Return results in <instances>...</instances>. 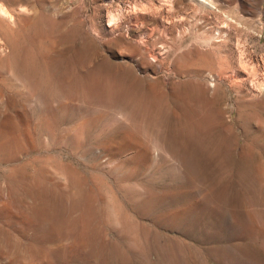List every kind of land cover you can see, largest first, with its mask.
<instances>
[{
	"label": "rangeland",
	"instance_id": "obj_1",
	"mask_svg": "<svg viewBox=\"0 0 264 264\" xmlns=\"http://www.w3.org/2000/svg\"><path fill=\"white\" fill-rule=\"evenodd\" d=\"M0 264H264V0H0Z\"/></svg>",
	"mask_w": 264,
	"mask_h": 264
},
{
	"label": "bare ground",
	"instance_id": "obj_2",
	"mask_svg": "<svg viewBox=\"0 0 264 264\" xmlns=\"http://www.w3.org/2000/svg\"><path fill=\"white\" fill-rule=\"evenodd\" d=\"M209 5H211V4H209ZM144 39H145V38H144ZM141 42H142L141 45H143L144 48H145L147 51H148V49H149L150 54L154 55L155 57L159 56L160 53L154 49L155 46H154L152 49H150V47H149V48H146L145 46H147V45H145V43H144L145 41L142 40ZM141 45L139 44V47H140V48H141ZM148 45H149V44H148ZM144 48H143V49H144ZM146 50H145V51H146ZM145 53H146V52H145ZM163 54H164V53H163ZM160 55H161V54H160ZM162 57H163V56H162ZM153 59H154V58H153Z\"/></svg>",
	"mask_w": 264,
	"mask_h": 264
}]
</instances>
